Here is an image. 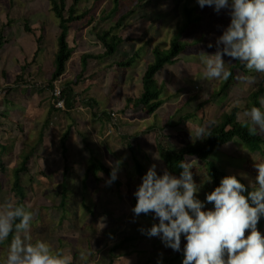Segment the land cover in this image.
Returning <instances> with one entry per match:
<instances>
[{
    "label": "rangeland",
    "instance_id": "374dc122",
    "mask_svg": "<svg viewBox=\"0 0 264 264\" xmlns=\"http://www.w3.org/2000/svg\"><path fill=\"white\" fill-rule=\"evenodd\" d=\"M67 1L69 5L74 2L73 0ZM164 1L167 2V0ZM110 3L111 0H81L78 4L74 3L77 14L87 8L90 9L85 20L87 23L85 25L90 26L82 31L76 29L74 32L77 44L75 54L72 55L67 65L68 68L61 78L55 80L61 88L67 86L69 81L73 82L76 79L81 70L82 53L88 51L93 53L103 52L104 46L99 39L103 24L100 22L92 24L95 20L98 21L96 16L93 17L90 24H88V19L95 11L104 6L101 11L102 15L103 10L107 8L105 5ZM134 4L140 5L135 7ZM161 5L162 2L151 3L150 0H124L123 5L114 7V10L109 14L111 21L117 16L115 10L120 13L123 9H130L132 14L123 23L124 26L130 28L128 32L133 35L142 32L144 36L147 33L145 29L148 27L153 35L149 37L148 45L145 44V38L122 42L117 53L107 61L109 64H114L112 68L102 71L106 64L103 65L102 62H98L99 66H97V62H92L88 73L91 78L74 84V90L80 93L81 98L78 102L79 106L76 109H70L67 107V101L64 108L57 107L49 89L54 72L57 69L55 62L59 51L57 33L53 31V27L61 19L55 13V6L50 7L43 0H0V22L6 20L7 13L10 16L23 17L26 13L34 11L32 14L27 15L25 19L32 20L30 22L31 26L37 25L34 33L40 38L37 43L33 34L24 32L19 35L20 32H23V24H17L15 29L0 28V32L3 34L14 32L17 36L16 40L12 38L11 41H14L3 46V49L0 50V57L2 58L0 59V89L2 87L12 88L9 94L0 96V123H6L4 129L8 137L13 136L16 138V135L20 134L17 140L13 139L12 142L3 140L4 144L8 143L11 147L5 148L4 144H0V159L10 161L6 169H2L0 166V182H2L3 189L0 194L12 202L17 199L16 194L11 190V181L6 179L13 174L15 167L22 166L30 158L29 178L24 181L25 202L34 208L35 218H38V210L41 208V204H51L47 198L52 196L54 189L57 191L64 177H67V186L70 189L75 187L79 192L80 186L85 182L86 162L93 154H97V156L113 164L119 161L122 162L117 179L120 182L119 187L122 184L123 191L116 189L113 182L110 185L105 184L101 187L99 182H96L92 176L89 180L87 179L88 184L91 185L87 193L88 202L93 204L100 212L95 219V226H93L90 217L85 212L81 211L79 215L71 214L69 204L65 206L64 210L61 209L56 218L51 211L45 208L41 209L43 221H38L35 224L38 233L34 232L32 236L42 238V240L49 242L53 249H60L65 254L70 255L73 264L74 262L76 264L83 263L79 261V253L83 250L90 253L87 261L91 257L98 256L97 263L104 264V260L110 262V257L104 252L98 254L101 245L102 247L116 245L125 233L146 235L140 229L142 227L147 229L153 223H158V219H154V214H148V219L142 221L140 217L134 216L132 212L135 206L132 200L135 191L130 178L136 177V171L132 158L121 147L120 136L124 133L132 135L149 128L147 130L150 132L148 136L135 141L137 148L135 150L138 158L143 160L147 170L155 164L157 173L162 175L167 167L159 152V142L161 140L172 150L178 151L183 144L193 143L187 122L195 128L201 125L203 120L204 122L214 120L215 124L210 130L212 132L220 128L225 118L230 117L234 121H238L237 115L231 116V109L238 98L232 99L231 103H227L222 111H219L216 106H211L212 101L206 103L203 109H197L203 100L218 92L219 86V80L202 78L204 66L200 63L198 56L201 51L185 52L180 55L183 61L177 62L175 65L168 64L160 71L158 75L159 84L163 86L162 89L164 90L161 99L166 100V102L153 115L143 119L138 115H134V113H125L124 108L126 106H130L132 110L135 109L134 100L143 91L142 74L148 64L155 62L156 58L151 57L154 51L153 47L155 45L168 47L170 38L175 32V22L180 17V13H177L176 17L157 13L161 16L151 24L142 21L147 18V14L156 13ZM221 12L226 15L227 26L230 23V17L225 10ZM117 33L119 31H113V34ZM194 37H199V35ZM17 41L19 53L14 56L17 51L15 48ZM183 42H187V40H183ZM142 46L145 47L141 49ZM137 51H139L140 58L134 65L123 71L119 70L116 65L117 60L132 56ZM215 51L216 48L204 52L214 53ZM34 53L39 58L36 62L32 59ZM42 54H46V61L42 59ZM225 60V67L229 69L232 61L228 62L229 58L227 56H225ZM182 66L195 70V74L191 76L183 72ZM135 67L137 70L131 71ZM3 68H6L8 73L2 74ZM171 70L174 71L170 73ZM37 72L39 73L37 74ZM257 75L258 78L250 76L248 72H243V79L234 90L230 91V95L243 94L245 83L251 82L254 84L259 80H264V75ZM195 76L200 77V79ZM17 81L24 83L30 81L33 87L23 85L18 88ZM173 95H176L175 100H169ZM38 97L42 99V104L38 101ZM130 97L133 98L131 101H129ZM90 100H92L91 103ZM222 101L223 99L218 104ZM20 103H24L23 113L31 121V125L29 121L25 120V116L19 115V113L18 119L20 121L15 119L14 110L20 106ZM196 109L198 117H189L188 121L178 123V120H182L185 115L193 113ZM105 110L108 112L113 111L115 114L114 119L107 120L101 114L96 119L94 118V112H104ZM244 113L239 112L241 121L244 118ZM114 120L117 122L118 128L114 126ZM167 120H170L173 125H167ZM69 125L72 127L66 143L69 158L73 164V172L69 175L66 173L65 176V167L59 155V149L62 148L60 138ZM101 127L103 132L98 130ZM155 130H161L163 135L156 138L155 134L157 132ZM54 134L55 136H53ZM14 141L16 145L13 143ZM106 142H108L109 147H107ZM196 142H200L195 144L197 147L204 144L202 143L204 140H197ZM244 145L245 143H233V145L228 143L222 146L220 151L212 158L218 160V163L224 166L229 174L237 175L245 185H248L249 180H254L258 174L252 156L257 160H260L261 156L259 151L252 150L248 146L246 148ZM2 149L5 152L4 154H1ZM228 153L232 154L234 158ZM40 154L44 156L41 159ZM191 163L194 166L196 165L197 168L193 173V178L199 186L197 198L212 209L214 205L206 202V195L209 192L205 190L203 183L205 176L204 171L200 169L202 167L201 160L196 158ZM40 165L43 167V171H40ZM241 173H246L247 178ZM32 176H34V180H31ZM108 179L109 177L106 176V182ZM133 181L135 184L136 180ZM93 192L104 193L103 201H99L98 195H94ZM3 203L5 202L0 199V204ZM79 203L81 206L87 207V202L83 198H80ZM76 208H79L78 204H76ZM121 216H125L121 223L122 226L117 227L118 223L115 221V217L120 218ZM61 220L63 222H60ZM92 227L96 229L95 233L91 230ZM181 239V250H172L176 255L183 251L186 244V239L184 237ZM157 240H161L160 237L147 236L146 239L141 240L139 248L132 255L111 261L110 264H160L163 259L160 253L167 247L163 245L158 248ZM6 253L7 244L0 246L1 260L4 259Z\"/></svg>",
    "mask_w": 264,
    "mask_h": 264
},
{
    "label": "clouds",
    "instance_id": "9594fccd",
    "mask_svg": "<svg viewBox=\"0 0 264 264\" xmlns=\"http://www.w3.org/2000/svg\"><path fill=\"white\" fill-rule=\"evenodd\" d=\"M43 1L50 7L53 5L50 0ZM56 1L60 3V0ZM75 1L79 3L81 0ZM65 2L64 11L67 15L71 12L77 14L75 2L71 5L67 0ZM181 2L184 4L185 1ZM198 4L201 8L213 7L217 13L225 10L230 17V23L226 26V15L221 12L225 28L216 39V51L198 53L199 61L204 66L202 78L228 80L232 73L225 67V56L229 58L228 62H240L249 72L264 75V0H194L188 6L193 10ZM126 11L127 9H123L119 14ZM25 17L11 18L7 14L6 20L0 22V28L15 29L17 24H23V32L19 35L29 32L30 26ZM97 18L98 21L95 20L92 24L104 23L100 17ZM85 24L87 23L84 21L81 25L86 28L90 26ZM12 38L17 39L16 33L0 32V50L12 43ZM1 73L6 74L8 71L3 68ZM56 81L53 87L49 86L51 92L56 86L62 91ZM22 83L24 82H19V85H23ZM6 94L7 89H0V96ZM53 99L56 105L54 95ZM64 99L66 104V98ZM258 101L260 106L247 110L242 121L237 113V120L247 128L250 136L264 134V96L259 97ZM235 106L239 107V101ZM115 124L114 120V126ZM214 124V120H209L193 128L188 123L192 142L203 141L211 136L210 130ZM4 153L2 150L1 154ZM252 158L258 173L255 179L249 180V184L245 185L237 175H225L219 185L206 195V202L214 205L208 210H205V202L197 198L199 186L193 178L194 165L191 162L180 161L178 167L182 171L179 176L167 169L162 175L158 174L156 165L153 164L134 192L136 204L132 212L136 217L154 214L158 223H153L147 229L142 227L140 231L148 237H160L165 247L174 251L181 250L183 236L186 244L182 264H264V233L258 228V223L264 216V159ZM5 161L6 164L10 162ZM108 163L112 171L106 183L110 185L118 178L120 162ZM241 175L247 178L246 173ZM210 179L205 176V181L210 182ZM116 189L119 187L116 186ZM34 218V211L24 204L12 201L0 204V246L7 244L6 256L0 260V264H73L70 255L60 249H53L49 242L42 238L33 241L31 229ZM110 250L108 246L104 251H98V254L104 252L110 257L109 264L126 257L117 252L113 255ZM89 255L86 250L80 251L79 260L83 263L79 264H88Z\"/></svg>",
    "mask_w": 264,
    "mask_h": 264
},
{
    "label": "trees",
    "instance_id": "16d2710c",
    "mask_svg": "<svg viewBox=\"0 0 264 264\" xmlns=\"http://www.w3.org/2000/svg\"><path fill=\"white\" fill-rule=\"evenodd\" d=\"M55 6L54 10L56 15L61 19L59 24V29L55 32L58 37V55L56 59L57 69L54 72L53 80H51L50 87H53L52 82L61 78L69 64L71 57L75 54L76 51V37L72 30L73 26L81 25L86 20V17L89 13V8L83 11L81 14H76L75 12H71L67 15L64 11L66 6V0H60V3H57L56 0H50ZM98 1V0H95ZM76 4L77 1L74 0ZM151 3L160 2V0H150ZM124 0H111V3L107 5V8L103 10L99 8L95 11L89 18V22L92 21L93 17H100L103 23V30L99 36V39L104 46L102 53H93V52H85L81 54V70L76 76V79L72 82L69 81L67 86L62 88V92L67 101V107L70 109H76L79 106L80 101V93L74 90V84L81 83L82 81H87L91 78L88 76L89 68L92 62H97V66H99L98 62H102L104 67L102 71L114 67L113 63H108L107 61L117 53L119 46L122 42L133 39L136 35H133L128 32L130 28L124 26V21L128 19V17L132 14V10L127 9L126 13L119 14L116 10L117 14L116 18L112 22L109 19V13L114 10V7L117 5H123ZM140 4H134L137 7ZM52 10V8H51ZM34 11L26 13L23 17L19 16H10L11 18H24L27 15L32 14ZM139 20H141L139 18ZM143 21H146L144 19ZM27 24L32 27L30 22L27 21ZM140 23V22H139ZM175 32L170 38V44L168 47H163L161 45H155L153 47L154 51L151 54V57H156L155 62L149 63L147 68L142 74V79L144 81L143 91L138 96L137 99L134 100L135 109L132 110L130 106H126L124 108L125 113H134V115H138L141 118H148L153 115L163 104L165 100L161 99L163 89L159 84L158 75L160 71L167 64H176L177 62L183 61L180 57L181 54L185 52H197V51H207L214 50L216 48L215 42L218 36H220L225 28L221 16V12L217 13L213 7L205 6L203 8L198 4L192 12L185 14L181 13L179 20L175 22ZM119 31L117 34H113V31ZM199 35V37H194ZM183 40H187V42H183ZM40 41V38H39ZM209 44H212V47H209ZM145 46H142L143 49ZM163 56V57H162ZM140 58L139 51H137L132 56H128L125 59L117 60L116 65L119 70H124L132 65ZM193 65V64H192ZM180 66V65H179ZM200 68V66H199ZM137 68H132L131 71H136ZM183 72L193 76L195 74V70L186 68L182 66ZM232 75L228 80H219L218 92L212 96H209L205 100H203L197 109H203L204 105L209 101L211 106H216L219 111H222L227 103H231L232 99L238 98L239 107L235 105L231 109V116L234 117L239 112H246L250 110L251 107L257 106L259 107L258 98L264 96V83L262 80L257 81L252 84L251 82L244 84L245 92L241 95H230V91L234 90L240 81L243 79V72L250 73V76L258 78L256 73L249 72L240 62L232 61L230 68L228 69ZM174 70H171L172 73ZM197 79L200 77L195 76ZM258 83V85H257ZM1 89H8L7 87H3ZM176 95L171 96L169 100H175ZM92 99V98H90ZM133 98L130 97L129 101ZM223 99L222 103L218 104V102ZM93 100V99H92ZM90 100V103L92 102ZM168 100V101H169ZM237 102V101H236ZM236 104V103H235ZM197 109L191 113L185 115L182 120H178V123L188 121L189 117L195 118L197 116ZM105 110L104 112H94V118L96 119L100 114L105 116L107 120L112 118V113ZM198 117V116H197ZM200 121V120H199ZM204 123V120L201 122ZM167 125H173L170 120H167ZM71 125L67 127V129L63 132L60 140L62 144V148L59 149V155L62 158L63 165L65 167V176L66 173L69 175L73 172V164L71 163V159L69 158L68 146L66 140L69 136ZM118 128V124L116 122L115 125ZM100 132H103V128H98ZM149 130V128L147 129ZM142 130L135 134H127L124 133L120 136L121 147L124 149L126 153L132 158L133 165L136 171V177L130 178L133 183L134 191H136L138 185L142 182L143 175L147 172L146 166L143 160L138 158L136 153V144L135 141H138L142 138H145L150 134L149 131ZM157 134H155L156 138H159L163 135L161 130H155ZM153 132V133H155ZM161 133V134H160ZM121 134V133H120ZM55 136V134L53 135ZM83 136V135H82ZM85 138V137H84ZM86 139V138H85ZM200 142L183 144L179 151H171V147L165 145V143L161 140L159 142V152L161 157H163L164 162L166 163L167 170L171 172L173 175L179 176L182 169L178 167L181 160L189 161L198 158L201 160L202 167L200 168L204 171V176L206 178H211L210 182L203 181L205 185V190L211 192L214 190L216 186L219 185L221 179L225 175H231L226 171V168L218 163V160H214L212 156H215L217 152L220 151L221 147L230 143V145L245 143V147L247 146L252 150L259 151L261 159H264V134H259L255 136H250L246 127L242 126L241 121H234L232 118H225L220 125V128L217 131H212L211 136L204 140V144L201 146H195V144H199ZM0 144H4L0 139ZM107 147H109L108 142H106ZM187 146L186 148L184 146ZM242 145V144H241ZM4 147H8L6 144ZM232 158L234 156L228 153ZM235 155V154H234ZM40 159L44 156L40 154ZM141 158V157H140ZM142 159V158H141ZM40 162V160H39ZM120 162V161H119ZM2 169H6L9 162L6 164L4 159L0 160ZM121 163L119 168H121ZM200 164V165H201ZM196 166V165H195ZM192 168V173L197 169L196 167ZM41 167V165H40ZM31 170L30 158L20 167H15L13 174L9 175L6 180L11 181L12 186L11 190L16 194L17 199L14 201L15 203L24 204L28 206L30 210L34 211V208L29 205V203L25 202L26 193L24 192V181L29 178V172ZM40 171H43V167L40 168ZM112 168L109 166V163L105 161L103 158L96 155H92L88 161L86 162L85 169V182L82 186H80L79 192H77L76 188L70 189L67 186V177H64V180L60 183L57 191L54 189L51 197H48L47 200L51 202V204H41V208L38 210V218H34V223L32 222V233L37 232L38 230L35 227V224L38 221L42 222V212L41 209L45 208L55 216V218L59 215L61 209L64 210L66 205H70L69 212L73 215H79L81 211L85 212L86 215L90 217L91 223L95 226V219L100 214L99 211L95 208L93 204L88 202L87 193L91 188V185L88 184V180L90 176L94 178L96 182H99L100 186H104L106 183V176L110 177V173ZM88 179V180H87ZM31 180H34V176L31 177ZM136 183L134 184V181ZM115 186L119 187V180L116 179L114 182ZM2 182H0V193L2 192ZM120 191H123L122 184L119 187ZM94 195H98V200L103 201L104 193L101 192H93ZM83 198L87 202V207H83L80 205L79 200ZM0 199L3 202H8V199H5L4 196L0 194ZM134 205L136 204V197L133 196ZM76 204L79 205V208H76ZM210 209L209 206L205 205V210ZM102 212V211H101ZM111 216V214H110ZM125 216H121L120 218L115 217V221L118 223L117 227H121V223ZM142 221H146L148 219L147 215L139 216ZM60 222H63L61 220ZM259 230L264 233V216L261 217L258 223ZM94 233L96 229L92 227L91 229ZM147 235H134V234H123L122 237L118 240L116 245H111V253L113 255L117 253L123 254L125 256L132 255L138 248L141 240L146 239ZM183 238V237H182ZM11 237L9 238L10 241ZM38 238L33 237V241ZM182 240V239H181ZM164 245L162 240H157V247L160 248ZM106 246L101 245L98 249L99 251H104ZM173 249L167 247L162 250L160 255L162 256V261L160 264H182L183 262V251L179 254H174L172 252ZM168 254V255H167ZM1 260V259H0Z\"/></svg>",
    "mask_w": 264,
    "mask_h": 264
},
{
    "label": "crops",
    "instance_id": "0c3cea01",
    "mask_svg": "<svg viewBox=\"0 0 264 264\" xmlns=\"http://www.w3.org/2000/svg\"><path fill=\"white\" fill-rule=\"evenodd\" d=\"M38 23H40V22H38ZM37 27V25H34V26H32L31 28H30V31L28 32V33H30V34H33L35 37H36V41H37V43L39 42V37H37V35L34 33V29ZM60 27H59V24H58V22H57V24H56V26L55 27H53V31L54 32H56L58 29H59ZM86 27L85 26H83V25H76V26H73L72 27V29H73V32H75V30L76 29H80V31H82L83 29H85ZM18 41L16 42V45H15V48L17 49V51H16V53L14 54V56H17L18 55V53H19V49H18ZM38 56L34 53V55H33V61L34 62H36L39 58H37ZM42 59L44 60V61H46L47 60V57H46V54H42ZM39 72H37V74H38ZM16 84H17V87L19 88L20 86H29L30 88H32L33 86H32V84L30 83V82H27V83H22L23 85H19V82L17 81L16 82ZM8 89V94H9V92H10V90L12 89V88H9V87H7ZM7 95V94H6ZM38 101L42 104L43 102H42V99L40 98V97H38ZM23 107H24V103H20V106L19 107H17L15 110H14V115H15V119H17V120H19L18 119V116L19 115H23V116H25L24 115V113H23ZM3 113V112H2ZM1 113V114H2ZM18 113H19V115H18ZM22 119H24V118H22ZM25 120L26 121H29V123H30V125H31V121L25 116ZM20 121V120H19ZM5 125H6V123H0V129H1V133H0V138H1V141L3 142V140H6V141H9V142H12L13 141V139H15V140H17V137H18V135H20V134H17L16 135V138H14L13 136H11V137H8V135H7V133H6V130L4 129V127H5ZM15 145H16V142L14 141L13 142ZM8 147H11V145L10 144H6ZM1 148V147H0ZM6 148V147H5ZM3 150V149H2ZM2 152V151H1ZM97 259H98V257H95L94 259H91L90 258V260L89 261H87L88 262V264H99V263H97ZM80 261V260H79ZM103 263L105 264V263H108L109 264V262L108 261H106V260H104L103 261Z\"/></svg>",
    "mask_w": 264,
    "mask_h": 264
},
{
    "label": "bare ground",
    "instance_id": "6f19581e",
    "mask_svg": "<svg viewBox=\"0 0 264 264\" xmlns=\"http://www.w3.org/2000/svg\"><path fill=\"white\" fill-rule=\"evenodd\" d=\"M162 2V5L160 6L159 10L156 13L147 14L146 15V22L149 24L153 23L156 19H158L161 15L168 14L172 17H176L177 13H185L188 14L192 12V8L188 6V4H191L194 2V0H185L184 4L180 0H167L165 3L164 0H160V3ZM157 13H161V15H158ZM180 15V14H179ZM143 21V20H142ZM141 23V22H140ZM145 31L147 32L144 36L142 32L136 34V37L133 39H130L131 41H137L142 38H145V44H149V37H151L152 32L149 31L148 27H146ZM258 85V83H257ZM189 123V122H187Z\"/></svg>",
    "mask_w": 264,
    "mask_h": 264
},
{
    "label": "built area",
    "instance_id": "2783aa9c",
    "mask_svg": "<svg viewBox=\"0 0 264 264\" xmlns=\"http://www.w3.org/2000/svg\"><path fill=\"white\" fill-rule=\"evenodd\" d=\"M54 97H55V103L57 105V107L59 108H63L65 107V99L62 95V91L59 87H55L52 91ZM112 115V118L111 119H114V113L111 114Z\"/></svg>",
    "mask_w": 264,
    "mask_h": 264
}]
</instances>
